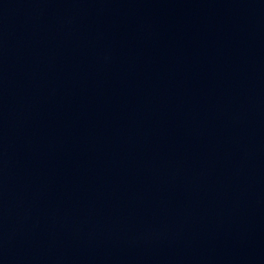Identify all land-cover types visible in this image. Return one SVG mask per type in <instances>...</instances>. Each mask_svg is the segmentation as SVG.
I'll return each mask as SVG.
<instances>
[{
	"label": "water",
	"instance_id": "water-1",
	"mask_svg": "<svg viewBox=\"0 0 264 264\" xmlns=\"http://www.w3.org/2000/svg\"><path fill=\"white\" fill-rule=\"evenodd\" d=\"M0 264H264V0H0Z\"/></svg>",
	"mask_w": 264,
	"mask_h": 264
}]
</instances>
